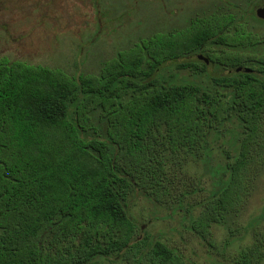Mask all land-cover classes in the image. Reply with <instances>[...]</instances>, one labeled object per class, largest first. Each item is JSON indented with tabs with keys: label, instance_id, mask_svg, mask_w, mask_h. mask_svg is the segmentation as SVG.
Segmentation results:
<instances>
[{
	"label": "trees",
	"instance_id": "trees-1",
	"mask_svg": "<svg viewBox=\"0 0 264 264\" xmlns=\"http://www.w3.org/2000/svg\"><path fill=\"white\" fill-rule=\"evenodd\" d=\"M263 2L232 0L155 33L98 75L0 58V264H185L141 240L133 200L182 211L207 234L241 213L264 171ZM172 66L219 73L208 87L167 76ZM223 131L234 142L220 164L211 143ZM252 238L240 264H264V233Z\"/></svg>",
	"mask_w": 264,
	"mask_h": 264
},
{
	"label": "rangeland",
	"instance_id": "rangeland-1",
	"mask_svg": "<svg viewBox=\"0 0 264 264\" xmlns=\"http://www.w3.org/2000/svg\"><path fill=\"white\" fill-rule=\"evenodd\" d=\"M231 1L0 0V58L61 69L70 76L98 75L119 51L155 33L180 30L189 20L226 8ZM261 29L264 37V26ZM218 73L215 67L197 73L172 66L166 75L211 87ZM233 137L230 131L212 136L211 150L218 163L224 164L226 154L232 153L228 145ZM199 166L188 169L195 184ZM210 182L208 175L203 185ZM130 206L143 227L140 238L147 244L165 243L185 264H240L242 251L252 245V235L264 233V171L241 213L213 227L211 234L194 227L182 211L158 208L138 198ZM97 264L126 263L102 259Z\"/></svg>",
	"mask_w": 264,
	"mask_h": 264
},
{
	"label": "water",
	"instance_id": "water-1",
	"mask_svg": "<svg viewBox=\"0 0 264 264\" xmlns=\"http://www.w3.org/2000/svg\"><path fill=\"white\" fill-rule=\"evenodd\" d=\"M257 16H258L259 19H261V20L264 21V5H262L261 7H259L257 9ZM198 59L201 60V61H203V62H205L206 64H209V60L206 57H204L203 55H199L198 56ZM248 71L249 70L246 69V68H239L237 70V72H244V73L245 72H248ZM142 229H143V227H142Z\"/></svg>",
	"mask_w": 264,
	"mask_h": 264
}]
</instances>
